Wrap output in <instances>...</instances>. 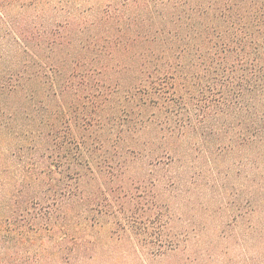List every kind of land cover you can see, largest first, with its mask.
Returning <instances> with one entry per match:
<instances>
[{
	"label": "trees",
	"instance_id": "16d2710c",
	"mask_svg": "<svg viewBox=\"0 0 264 264\" xmlns=\"http://www.w3.org/2000/svg\"><path fill=\"white\" fill-rule=\"evenodd\" d=\"M3 41L0 264H85L97 229L131 232L151 260L177 249L146 182H124L117 146L141 130L161 155L214 138L264 165V0H0ZM56 230V251H30Z\"/></svg>",
	"mask_w": 264,
	"mask_h": 264
},
{
	"label": "rangeland",
	"instance_id": "374dc122",
	"mask_svg": "<svg viewBox=\"0 0 264 264\" xmlns=\"http://www.w3.org/2000/svg\"><path fill=\"white\" fill-rule=\"evenodd\" d=\"M6 49L3 41L0 50ZM5 58L13 56L5 54ZM155 137V129L147 128L117 146L127 156L124 182L128 184V178L146 182L139 191H144L152 210L169 217L166 232L180 241L178 248L151 260L149 250L136 249L131 232L112 237L109 231L97 229L90 249L95 257L85 264H264V202L256 203L258 186L260 191L264 188V165H256L251 149L219 151L214 138L203 142L187 137L172 143L177 156H167L161 155L163 145ZM133 144L142 149L140 155L124 153ZM158 159L161 162L156 163ZM114 181L120 182L119 178ZM112 197L109 200L115 208ZM140 213L137 220L142 221ZM57 232L52 236L44 232L29 245L30 251H36L40 240L56 251ZM52 258L58 262L59 254L49 255Z\"/></svg>",
	"mask_w": 264,
	"mask_h": 264
}]
</instances>
